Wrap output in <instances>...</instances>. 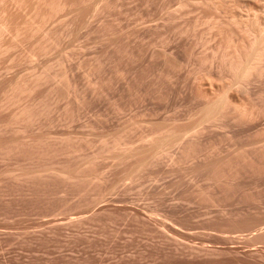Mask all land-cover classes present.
Returning <instances> with one entry per match:
<instances>
[{"label":"rangeland","instance_id":"1","mask_svg":"<svg viewBox=\"0 0 264 264\" xmlns=\"http://www.w3.org/2000/svg\"><path fill=\"white\" fill-rule=\"evenodd\" d=\"M0 264H264V0H0Z\"/></svg>","mask_w":264,"mask_h":264},{"label":"bare ground","instance_id":"2","mask_svg":"<svg viewBox=\"0 0 264 264\" xmlns=\"http://www.w3.org/2000/svg\"><path fill=\"white\" fill-rule=\"evenodd\" d=\"M227 58V57H226ZM233 65H234V63H233ZM234 70V69H233Z\"/></svg>","mask_w":264,"mask_h":264}]
</instances>
